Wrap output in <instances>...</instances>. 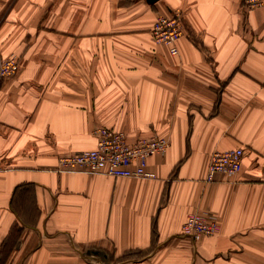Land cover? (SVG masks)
Segmentation results:
<instances>
[{"label":"crops","instance_id":"0c3cea01","mask_svg":"<svg viewBox=\"0 0 264 264\" xmlns=\"http://www.w3.org/2000/svg\"><path fill=\"white\" fill-rule=\"evenodd\" d=\"M0 0V264H264V0ZM180 10L178 54L156 43ZM106 127L158 135L154 178L62 171ZM240 170L206 181L214 150ZM213 217L212 236L182 233Z\"/></svg>","mask_w":264,"mask_h":264},{"label":"built area","instance_id":"2783aa9c","mask_svg":"<svg viewBox=\"0 0 264 264\" xmlns=\"http://www.w3.org/2000/svg\"><path fill=\"white\" fill-rule=\"evenodd\" d=\"M262 2L243 0V5L246 9H254ZM183 31V15L180 10L157 15L150 29L153 40L166 45L172 55L178 54L177 41ZM18 62V56L14 53L0 60V81L17 73ZM94 135L96 145L93 148L59 157L58 169L103 173L112 177L154 178L155 174L146 168L147 159L153 154H163L169 146L166 137L140 136L130 142L124 132L106 127L96 129ZM242 156L241 147L214 150L209 157L205 180L212 181L216 174L233 177L241 168ZM217 230L218 225L213 217L197 212L189 213L182 224V233L194 240L212 236ZM262 242L264 244V233Z\"/></svg>","mask_w":264,"mask_h":264},{"label":"water","instance_id":"95a60500","mask_svg":"<svg viewBox=\"0 0 264 264\" xmlns=\"http://www.w3.org/2000/svg\"><path fill=\"white\" fill-rule=\"evenodd\" d=\"M150 1H153V0H150Z\"/></svg>","mask_w":264,"mask_h":264},{"label":"rangeland","instance_id":"374dc122","mask_svg":"<svg viewBox=\"0 0 264 264\" xmlns=\"http://www.w3.org/2000/svg\"><path fill=\"white\" fill-rule=\"evenodd\" d=\"M1 60V59H0Z\"/></svg>","mask_w":264,"mask_h":264}]
</instances>
